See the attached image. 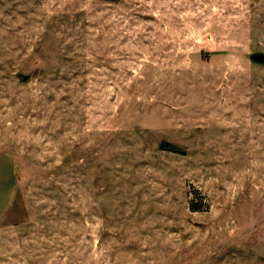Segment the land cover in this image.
I'll return each mask as SVG.
<instances>
[{
  "label": "rangeland",
  "instance_id": "rangeland-1",
  "mask_svg": "<svg viewBox=\"0 0 264 264\" xmlns=\"http://www.w3.org/2000/svg\"><path fill=\"white\" fill-rule=\"evenodd\" d=\"M256 54L264 0H0V264H264Z\"/></svg>",
  "mask_w": 264,
  "mask_h": 264
},
{
  "label": "water",
  "instance_id": "water-1",
  "mask_svg": "<svg viewBox=\"0 0 264 264\" xmlns=\"http://www.w3.org/2000/svg\"><path fill=\"white\" fill-rule=\"evenodd\" d=\"M253 59L256 61H259V62H264V55L262 54H256Z\"/></svg>",
  "mask_w": 264,
  "mask_h": 264
},
{
  "label": "trees",
  "instance_id": "trees-1",
  "mask_svg": "<svg viewBox=\"0 0 264 264\" xmlns=\"http://www.w3.org/2000/svg\"><path fill=\"white\" fill-rule=\"evenodd\" d=\"M163 145L169 147V149H171V150L174 149L170 144H163ZM174 150H175V149H174ZM174 150H173V151H174Z\"/></svg>",
  "mask_w": 264,
  "mask_h": 264
}]
</instances>
